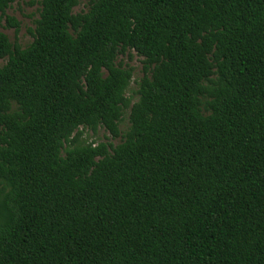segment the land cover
I'll use <instances>...</instances> for the list:
<instances>
[{"label": "trees", "instance_id": "trees-1", "mask_svg": "<svg viewBox=\"0 0 264 264\" xmlns=\"http://www.w3.org/2000/svg\"><path fill=\"white\" fill-rule=\"evenodd\" d=\"M30 3L28 46L0 31V264H264V0Z\"/></svg>", "mask_w": 264, "mask_h": 264}, {"label": "rangeland", "instance_id": "rangeland-1", "mask_svg": "<svg viewBox=\"0 0 264 264\" xmlns=\"http://www.w3.org/2000/svg\"><path fill=\"white\" fill-rule=\"evenodd\" d=\"M31 0H18L16 3L12 5L10 9L7 10V15L16 18L20 22L19 31L16 32L14 28H9L6 26L5 20L0 22V31L4 32L10 40L14 43L17 41L23 47L28 46L33 41V36L30 32L31 29H34V20L38 17L37 13V5H32ZM86 5L83 2L79 7L75 9V12L86 11ZM120 60H122L125 64H129L135 68L134 72V82L132 84V90L136 89V80H139L142 77V58L139 57L135 52L132 54V58L128 55L121 56ZM5 61L0 60V66H3ZM132 94V91L129 92V95ZM138 97L134 98V102H136ZM129 125L128 114H126L124 118V122L121 125L122 131H125ZM106 136L110 135L105 132V130L101 129L97 136L93 135L92 132H85L84 137L88 140L92 141L94 139H98V141H107ZM115 144L120 142V139L113 140Z\"/></svg>", "mask_w": 264, "mask_h": 264}]
</instances>
